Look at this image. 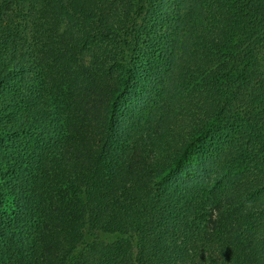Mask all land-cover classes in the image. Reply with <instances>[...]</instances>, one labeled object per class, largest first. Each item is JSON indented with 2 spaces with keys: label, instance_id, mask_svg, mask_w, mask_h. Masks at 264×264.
Wrapping results in <instances>:
<instances>
[{
  "label": "trees",
  "instance_id": "16d2710c",
  "mask_svg": "<svg viewBox=\"0 0 264 264\" xmlns=\"http://www.w3.org/2000/svg\"><path fill=\"white\" fill-rule=\"evenodd\" d=\"M0 264H264V0H0Z\"/></svg>",
  "mask_w": 264,
  "mask_h": 264
}]
</instances>
